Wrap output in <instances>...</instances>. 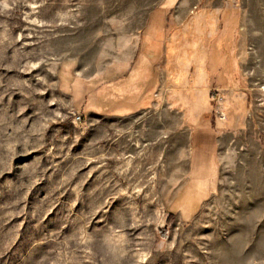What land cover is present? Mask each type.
Instances as JSON below:
<instances>
[{"label":"rangeland","instance_id":"obj_1","mask_svg":"<svg viewBox=\"0 0 264 264\" xmlns=\"http://www.w3.org/2000/svg\"><path fill=\"white\" fill-rule=\"evenodd\" d=\"M0 264H264V0H0Z\"/></svg>","mask_w":264,"mask_h":264},{"label":"bare ground","instance_id":"obj_2","mask_svg":"<svg viewBox=\"0 0 264 264\" xmlns=\"http://www.w3.org/2000/svg\"><path fill=\"white\" fill-rule=\"evenodd\" d=\"M251 4V3H250ZM253 8V7H252ZM249 11V10H248ZM251 11V10H250ZM247 15V14H246ZM248 17V16H247ZM247 42V41H246ZM155 126V125H154Z\"/></svg>","mask_w":264,"mask_h":264}]
</instances>
